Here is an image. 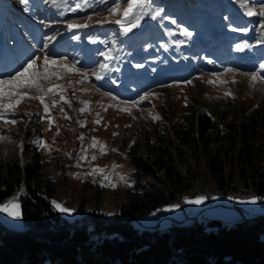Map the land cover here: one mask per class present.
I'll return each mask as SVG.
<instances>
[{
  "label": "rangeland",
  "instance_id": "obj_1",
  "mask_svg": "<svg viewBox=\"0 0 264 264\" xmlns=\"http://www.w3.org/2000/svg\"><path fill=\"white\" fill-rule=\"evenodd\" d=\"M80 2L82 0H56L52 4L49 0H28L27 5H21L19 0H0V73L17 70L30 55L43 56L39 49L43 47L45 38L53 35L56 39L48 42L46 51L57 58L63 56L69 62L75 61L77 67L89 73L88 79L81 84H68V80L74 82L80 79L74 73L59 81L66 85L65 97L71 100V107L61 102L52 109L55 122L50 130L47 120H40L37 115L43 114L42 106L38 101L27 98L17 106L16 125L4 126L0 122V129H3L0 135L4 137L0 139V159L17 156L23 163L28 158L23 151L25 144L28 150L33 147L41 163V183L46 178L53 183L50 203L55 209L53 201L74 210L65 213L57 209L62 220L69 222L81 220L88 210L94 208L111 217L119 205L127 201L134 180L128 148L135 140L140 141L155 123L179 122L188 108H200L210 115H214L217 109L233 105L264 108V82H253L244 75L257 71L264 63V42H256L257 39L264 40L258 31L262 18L246 15L248 6L258 11L259 4L264 0H248L246 5L241 0H148L147 14L140 26L127 34L121 33L119 26L113 23H90L86 28L69 30L65 21L84 23L89 15H93L94 20L108 17L107 9L113 4V0H88L91 8L75 13L65 10L66 6L74 7ZM118 2L121 7L126 4V0ZM61 11L65 12L64 16L59 15ZM139 12L140 8L134 10V14ZM157 12L159 16L153 20L151 16ZM165 15L177 23L162 20ZM117 18L118 14L110 17L111 20ZM178 25L191 31L192 37H184ZM234 27H247L249 31H233ZM73 36L79 38L73 39ZM90 36L99 37V40L93 43L89 40ZM237 43H246L248 47L237 50ZM108 49H112L110 54L113 58L107 61L109 69L103 78L97 81L91 73L98 71L99 63L104 61L99 53ZM226 67L235 68V73H224ZM213 73H222L221 79L227 83H209L214 79ZM260 74L264 75V69L260 70ZM185 80L192 83L186 84ZM81 88L88 91H76L74 96V89ZM97 88L100 90L96 91ZM226 91L232 95L226 96ZM104 92H111L117 100L104 96ZM145 92L153 95L140 101L130 112L121 110L125 105L119 101L139 100ZM46 99L51 102L50 98ZM80 100L90 101L83 113L79 112L84 107ZM60 107L64 108L69 118L66 119L59 111ZM97 113L100 114L99 124L94 122ZM153 116L159 118L153 119ZM78 121H85V124L81 126ZM81 135L83 141L78 138ZM37 137L49 145V150L40 148L34 142ZM93 137L99 142L96 147L91 146ZM99 144L106 146L104 154H101ZM81 147L87 150L88 159L78 162L79 155L85 154L81 153ZM93 155L95 160L91 159ZM190 163L193 165L192 160ZM113 164L117 165L115 172L128 178L130 187L115 177L113 181L118 185L115 189L103 187L101 175L91 174L94 166L111 172ZM194 166L201 176L183 191L180 200H171L159 206L155 216L149 213L133 219V224L140 228L160 224L159 228L164 229L163 226L168 227L171 223L188 224L193 217L200 218V214H205L206 219L220 218L226 223L237 218L264 215V204L260 202L264 195H255L250 191L243 196L222 194L206 174L203 159L199 158ZM140 180L154 182L149 176H142ZM236 183L240 185L238 180ZM197 196H205L206 199L201 204L185 203V198ZM13 197L19 204V216L12 217L0 211V223L12 231H24L18 193H13L0 204ZM251 197L257 198L256 203L241 202ZM174 204L180 207L165 210ZM156 214L161 216L158 220L154 219L158 217Z\"/></svg>",
  "mask_w": 264,
  "mask_h": 264
},
{
  "label": "trees",
  "instance_id": "obj_2",
  "mask_svg": "<svg viewBox=\"0 0 264 264\" xmlns=\"http://www.w3.org/2000/svg\"><path fill=\"white\" fill-rule=\"evenodd\" d=\"M213 114L188 108L179 122L155 123L129 146L132 193L111 217L94 208L81 220H62L33 147L25 144L23 163L0 159V201L17 192L25 225L12 231L0 223V264H264V215L229 223L200 216L164 229L133 224L180 200L201 176L199 158L220 193L264 195V108L233 105Z\"/></svg>",
  "mask_w": 264,
  "mask_h": 264
},
{
  "label": "snow or ice",
  "instance_id": "obj_3",
  "mask_svg": "<svg viewBox=\"0 0 264 264\" xmlns=\"http://www.w3.org/2000/svg\"><path fill=\"white\" fill-rule=\"evenodd\" d=\"M50 3L55 4L56 0H49ZM103 2V0H101ZM19 3L21 5H27L28 0H19ZM242 4H247L248 0H241ZM92 5L88 3V0H82L80 3H76L74 7H68L66 6V11L68 12H77L80 9L84 8H91ZM148 7V0H126V4L121 7V4L118 2V0H113V4L111 7L107 9L109 16L104 17L101 19H93V15H89L85 17L84 23H79L75 20H67L65 23L67 24V28L69 30L71 29H82L89 26L90 23L95 24H106V23H113L119 26V29L121 33L127 34L132 31V29L137 28L140 26V22L144 15H146V8ZM140 8V12L134 14V10ZM65 12L61 11L59 13L60 16H64ZM118 18L115 20H111L110 17L112 15H117ZM98 15V14H94ZM246 15L249 17L252 16H259L262 19L259 21V28L258 31L261 33L262 36H264V2H261L258 7V11L254 10L253 7L248 6L246 9ZM159 16V13H155L151 16L153 20H155ZM162 20H171L173 24H176L177 21L175 19H172L170 16H163L161 17ZM225 19H228L227 17ZM229 27H232L231 24H229ZM180 33L184 37H192L193 33L189 31L187 28L180 27L178 25ZM233 31H239L247 33L249 29L247 27H234ZM73 39H78L79 37L73 36ZM56 36H50L45 38V42L42 48L39 49V52L43 53V56L40 55H30L25 62H23L21 65L18 66L17 70H14L12 73H0V122H3L4 126H7L9 124L16 125L17 120L14 118L16 113L17 106L26 98L36 100L39 102V104L42 106V113H37L40 120H47L49 130L51 129L52 125L54 124L55 120L52 115V109L55 108L57 105H59L61 102L66 103L71 107V100L66 99L65 97V91H66V85L59 83L62 79H67L69 74H77L80 76L79 80L71 81L68 80V84H81L84 81H86L89 77V73L85 70H82L81 68L76 66V62L72 61L69 62L66 57L60 56L56 57L55 54H51L48 51V42L51 40H55ZM89 40H91L93 43L97 42L99 40V37H89ZM184 41H178L177 43H183ZM257 43H262L264 40L257 39ZM115 46V43L114 45ZM237 50H243L245 47H248L246 43H237L235 45ZM112 49H108L107 51H101L99 53L100 56L104 57V61L99 63V70L91 73L95 77L97 81L101 80L103 78V74L109 69V64L107 61L111 60L113 57L111 56ZM211 62V61H210ZM137 67H142V65H137ZM264 69V63H261L259 65V69L257 71H253L250 73H245L244 75L248 76L249 79L253 82L255 81H262L264 82V75L260 74V70ZM235 68H224V73H235ZM214 79L209 80V83L215 84L217 82L221 84L227 83L226 80H222L221 76L222 73H213L212 74ZM114 82V81H113ZM186 84L192 83L191 80H185L183 81ZM100 89L97 88L96 91H99ZM76 91H88V89H74L73 95L75 96ZM34 93V94H32ZM226 96L232 95L231 92L226 91L224 93ZM104 96L110 97L111 100L116 101L117 97L113 96L111 92H104ZM150 95H153L152 93L145 92L142 96L139 97V100H122L119 101L120 104L125 105L124 108H122V111L130 112L132 108L136 107L140 101L146 100L149 98ZM56 97H59L57 99ZM50 98V103L48 102V99ZM80 103L84 105V107H81L79 109V112L83 113L87 110L88 105L90 101L88 100H80ZM108 106H114V105H108ZM59 111L64 115V117L67 119L69 118L67 116V113L65 112L63 107L59 108ZM99 113H97V119L94 121L96 124L100 123L99 119ZM153 119H158L159 117L153 116ZM78 123L83 126L85 124V121H78ZM0 132H3V129H0ZM57 133H59V129H57ZM115 135V133H114ZM4 137L0 135V139H3ZM81 141H83V136L78 137ZM40 148L44 150H49V145L40 137H37L34 141ZM99 142L95 137L92 139V147H96ZM20 147L22 148L23 145L21 144ZM100 152L101 154H104L106 152V146L104 144H99ZM86 149L81 147V153H85L82 155H79L78 162L79 161H85L88 159L86 155ZM92 160L96 159V156L93 155L91 157ZM117 165L113 164L111 172H106L105 168L100 166H94L91 168V174L99 173L102 177L100 183L103 187H112L116 188L118 185L116 182L113 181V177H115L118 181H123L127 184V186H131V184L128 183V178L119 173L115 172V168ZM75 175V174H73ZM205 196H197L193 199L185 198V203L189 204H201L205 201ZM212 199H216V197H212ZM229 199H233V197H229ZM257 198L251 197L248 201H241V202H250V203H256ZM56 208L60 212L70 213L74 211L73 209L66 208L59 203L53 201ZM180 207L179 204H174L171 206H168L165 210H171ZM0 211L6 212L9 216L12 217H18L19 216V204L16 202L15 197L8 200L6 203L0 204ZM159 211V209H157ZM111 215V213H109Z\"/></svg>",
  "mask_w": 264,
  "mask_h": 264
},
{
  "label": "built area",
  "instance_id": "obj_4",
  "mask_svg": "<svg viewBox=\"0 0 264 264\" xmlns=\"http://www.w3.org/2000/svg\"><path fill=\"white\" fill-rule=\"evenodd\" d=\"M260 202H261L262 204H264V199L261 198ZM200 216H205V214H200ZM200 216H199V217H200ZM158 218H159V217H158ZM158 218H154V219L157 220Z\"/></svg>",
  "mask_w": 264,
  "mask_h": 264
},
{
  "label": "bare ground",
  "instance_id": "obj_5",
  "mask_svg": "<svg viewBox=\"0 0 264 264\" xmlns=\"http://www.w3.org/2000/svg\"><path fill=\"white\" fill-rule=\"evenodd\" d=\"M260 196H262V195H260ZM156 210H157V208L153 211V215H154V212H155ZM156 215H157V214H156ZM160 215H161V210H160ZM160 215H159V216L157 215V216L160 217ZM154 216H155V215H154ZM158 217H157V218H158ZM201 217H203V216H201ZM201 217H200V218H201ZM205 217H206V216H205ZM205 217H204V218H205Z\"/></svg>",
  "mask_w": 264,
  "mask_h": 264
},
{
  "label": "crops",
  "instance_id": "obj_6",
  "mask_svg": "<svg viewBox=\"0 0 264 264\" xmlns=\"http://www.w3.org/2000/svg\"><path fill=\"white\" fill-rule=\"evenodd\" d=\"M160 226V224H158V227ZM164 227V226H163Z\"/></svg>",
  "mask_w": 264,
  "mask_h": 264
}]
</instances>
